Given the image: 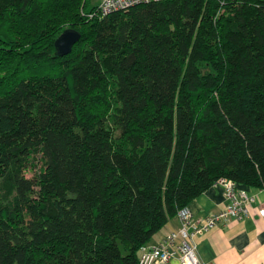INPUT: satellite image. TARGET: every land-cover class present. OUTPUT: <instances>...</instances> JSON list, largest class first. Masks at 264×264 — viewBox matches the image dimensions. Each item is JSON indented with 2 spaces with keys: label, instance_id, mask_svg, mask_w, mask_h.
I'll return each instance as SVG.
<instances>
[{
  "label": "trees",
  "instance_id": "16d2710c",
  "mask_svg": "<svg viewBox=\"0 0 264 264\" xmlns=\"http://www.w3.org/2000/svg\"><path fill=\"white\" fill-rule=\"evenodd\" d=\"M96 1L0 0V264H140L220 179L264 190V0Z\"/></svg>",
  "mask_w": 264,
  "mask_h": 264
},
{
  "label": "crops",
  "instance_id": "0c3cea01",
  "mask_svg": "<svg viewBox=\"0 0 264 264\" xmlns=\"http://www.w3.org/2000/svg\"><path fill=\"white\" fill-rule=\"evenodd\" d=\"M255 202L249 207V216L242 220H229L218 224L196 238L197 254L203 264H264V219L259 208L264 205V190L240 187ZM224 190L215 185L193 200L188 209L203 219L222 211L229 203ZM181 222L173 218L159 231L146 247L161 243L170 233L180 228ZM166 264H182L179 258Z\"/></svg>",
  "mask_w": 264,
  "mask_h": 264
},
{
  "label": "built area",
  "instance_id": "2783aa9c",
  "mask_svg": "<svg viewBox=\"0 0 264 264\" xmlns=\"http://www.w3.org/2000/svg\"><path fill=\"white\" fill-rule=\"evenodd\" d=\"M157 1L161 0H100L96 15L102 18L139 4ZM216 185L224 190L230 200L226 207L203 219L195 217L188 208L180 210L177 215L181 222L180 228L170 233L158 245L142 248L140 264H166L176 258H179L182 264H203L197 254L196 238L218 224L247 218L249 207L256 201L232 180L220 179ZM259 214L264 219V205L259 208Z\"/></svg>",
  "mask_w": 264,
  "mask_h": 264
},
{
  "label": "water",
  "instance_id": "95a60500",
  "mask_svg": "<svg viewBox=\"0 0 264 264\" xmlns=\"http://www.w3.org/2000/svg\"><path fill=\"white\" fill-rule=\"evenodd\" d=\"M80 38L81 34L76 30L69 29L64 31L55 43L58 55L61 57L69 55Z\"/></svg>",
  "mask_w": 264,
  "mask_h": 264
},
{
  "label": "rangeland",
  "instance_id": "374dc122",
  "mask_svg": "<svg viewBox=\"0 0 264 264\" xmlns=\"http://www.w3.org/2000/svg\"><path fill=\"white\" fill-rule=\"evenodd\" d=\"M99 0L96 1V3L98 2ZM49 75H52V74H49ZM30 175V174H29Z\"/></svg>",
  "mask_w": 264,
  "mask_h": 264
}]
</instances>
